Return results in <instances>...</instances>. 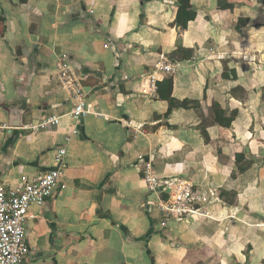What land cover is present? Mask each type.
<instances>
[{
    "label": "crops",
    "instance_id": "0c3cea01",
    "mask_svg": "<svg viewBox=\"0 0 264 264\" xmlns=\"http://www.w3.org/2000/svg\"><path fill=\"white\" fill-rule=\"evenodd\" d=\"M177 1L0 0V125L14 108L23 124L0 130V183L45 173L66 150L59 185L29 208L22 264H264V3L190 0L182 28ZM62 56L91 106L78 125ZM214 104L235 114L230 127ZM51 116L58 126L40 128ZM178 185L200 214L161 210Z\"/></svg>",
    "mask_w": 264,
    "mask_h": 264
},
{
    "label": "built area",
    "instance_id": "2783aa9c",
    "mask_svg": "<svg viewBox=\"0 0 264 264\" xmlns=\"http://www.w3.org/2000/svg\"><path fill=\"white\" fill-rule=\"evenodd\" d=\"M56 68L60 85L68 98L77 101L71 110V117L75 125H78L81 119L90 113L91 109L83 94L81 85L83 76L76 72L66 56L58 59ZM158 69L165 73L175 72L172 64L160 63ZM154 81L155 76L153 75L151 82ZM58 122L59 119L51 116L43 119L39 127L58 126ZM3 129H8V126L0 125V130ZM32 129L37 130L36 127ZM77 135L78 129L73 126L69 134L66 135L65 141L69 142L72 137ZM65 156V148H60L57 151L56 166L53 169L30 178L23 175L13 186L0 183V264H22L26 259L29 249L25 240L24 224L29 208L31 205L42 206L59 185ZM143 181L151 192H155L160 185V180L154 175L150 162L143 164ZM195 196L190 185H178L169 194L166 201H160L159 206L165 214L173 218L193 216L200 214L194 206Z\"/></svg>",
    "mask_w": 264,
    "mask_h": 264
},
{
    "label": "trees",
    "instance_id": "16d2710c",
    "mask_svg": "<svg viewBox=\"0 0 264 264\" xmlns=\"http://www.w3.org/2000/svg\"><path fill=\"white\" fill-rule=\"evenodd\" d=\"M260 3H264V0H258ZM178 12L176 17V23H178L182 28H186L189 21H192L196 17V12L193 10L192 5L190 4V0H178L177 1ZM224 9H231L232 5L227 4L222 5ZM4 22V18L0 16V31L1 24ZM163 84H166L168 90H171L172 83L169 80L163 81ZM170 98V94L168 93V99ZM212 109L215 111V120L217 123L223 127H230L233 119L235 118V114H232L228 119H223V116L219 115L220 111L217 105H213ZM217 112V113H216ZM171 113V110H168V114ZM245 157L242 154L236 155V164L238 165V172L242 173L245 170L244 166H239L241 161H244Z\"/></svg>",
    "mask_w": 264,
    "mask_h": 264
},
{
    "label": "water",
    "instance_id": "95a60500",
    "mask_svg": "<svg viewBox=\"0 0 264 264\" xmlns=\"http://www.w3.org/2000/svg\"><path fill=\"white\" fill-rule=\"evenodd\" d=\"M19 112H20V110L17 111V109L14 108L13 114H12L13 118L11 119L13 122L11 121V123L8 124V127L10 129H12V128H14V129L15 128H19V127H21L23 125L22 124V120H19Z\"/></svg>",
    "mask_w": 264,
    "mask_h": 264
}]
</instances>
